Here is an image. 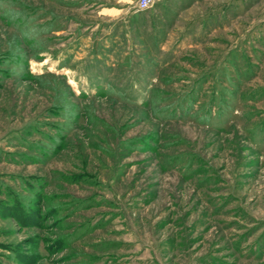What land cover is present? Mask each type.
<instances>
[{"label": "rangeland", "instance_id": "1", "mask_svg": "<svg viewBox=\"0 0 264 264\" xmlns=\"http://www.w3.org/2000/svg\"><path fill=\"white\" fill-rule=\"evenodd\" d=\"M135 1L0 0V264H264V0Z\"/></svg>", "mask_w": 264, "mask_h": 264}, {"label": "built area", "instance_id": "2", "mask_svg": "<svg viewBox=\"0 0 264 264\" xmlns=\"http://www.w3.org/2000/svg\"><path fill=\"white\" fill-rule=\"evenodd\" d=\"M153 4V0H136L133 5L135 11H144Z\"/></svg>", "mask_w": 264, "mask_h": 264}, {"label": "crops", "instance_id": "3", "mask_svg": "<svg viewBox=\"0 0 264 264\" xmlns=\"http://www.w3.org/2000/svg\"><path fill=\"white\" fill-rule=\"evenodd\" d=\"M130 11H135V10H134V7H133V4H131L130 7H129L127 10L125 9V15L129 14ZM119 14H120V13H118V15H119Z\"/></svg>", "mask_w": 264, "mask_h": 264}]
</instances>
